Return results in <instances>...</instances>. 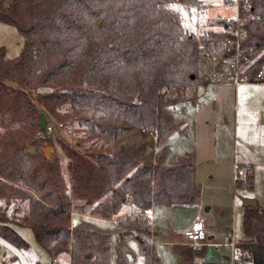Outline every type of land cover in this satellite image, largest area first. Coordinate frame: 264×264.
Here are the masks:
<instances>
[{
	"label": "trees",
	"instance_id": "16d2710c",
	"mask_svg": "<svg viewBox=\"0 0 264 264\" xmlns=\"http://www.w3.org/2000/svg\"><path fill=\"white\" fill-rule=\"evenodd\" d=\"M176 1L200 6L198 0L0 1V21L23 37L16 57L0 46V200L21 210L12 217L0 211L1 237L26 247L10 226L25 225L53 258L65 253L69 264H110V236L118 231L116 261L133 264L127 239L134 231L144 264H161L147 211L153 202L196 200L191 156L171 152L165 141L187 126L173 106L195 104L205 81L198 70L203 49L183 29ZM248 2L253 18L243 25L241 46L254 48L247 68L254 74L264 67V0ZM224 38L210 32L203 48L213 42L226 59ZM40 112L62 127L82 128L76 145H63L66 178L59 157L50 161L38 148L49 139ZM135 129L154 135L155 144L142 136L116 145ZM127 195L139 212L135 222L99 225L114 219ZM74 213L86 218L73 223ZM243 233L237 248L250 264H264V207L244 208Z\"/></svg>",
	"mask_w": 264,
	"mask_h": 264
},
{
	"label": "crops",
	"instance_id": "0c3cea01",
	"mask_svg": "<svg viewBox=\"0 0 264 264\" xmlns=\"http://www.w3.org/2000/svg\"><path fill=\"white\" fill-rule=\"evenodd\" d=\"M220 28L217 32H221L223 26ZM211 58L215 59L214 74H203L205 81L198 88L196 103H185L177 111L186 118V129L174 131L166 139L171 152L188 154L193 160L196 200L191 205L153 202L147 211L150 218L149 241L155 246L154 239L160 234L153 226L156 224L154 209L158 208V211L170 214L167 227L170 240L165 242L171 244L185 260L181 264L203 262L202 258L212 246L231 247L232 256H224L230 264H250L246 250L236 246L244 238V208L250 207L243 206L240 197L254 198V206L264 207V103L261 91L252 92L246 86L264 83L235 84L234 76L226 77L219 72L227 60ZM174 134L179 137L177 144L169 139ZM153 157L152 154V160ZM243 163L251 164V184L245 192H241L234 181L236 166ZM131 214H135L136 219L139 212L127 195L116 216L123 218ZM118 217L114 216L111 222L121 220ZM100 221L107 220H98L97 223ZM195 221L204 223L206 240L197 251L184 254L175 246L184 248L182 231ZM239 222L243 237L235 242L233 230Z\"/></svg>",
	"mask_w": 264,
	"mask_h": 264
},
{
	"label": "rangeland",
	"instance_id": "374dc122",
	"mask_svg": "<svg viewBox=\"0 0 264 264\" xmlns=\"http://www.w3.org/2000/svg\"><path fill=\"white\" fill-rule=\"evenodd\" d=\"M5 1V0H0ZM200 2L199 8L197 6H185L180 2L176 1L172 4L174 8L179 11V21L185 30L186 33L193 35L198 43L199 47L203 50L199 59V72L203 75L206 74L211 75L214 74L213 71V63L215 59L211 57H219L218 51L216 48H213V42L210 48L207 50L204 47V43L202 42V37L208 38L210 37V32H217L220 27L224 25L225 19L235 18L238 14V7L235 3L236 0H198ZM231 2V3H227ZM101 23V22H99ZM219 23L221 25H219ZM221 29V28H220ZM220 44V43H219ZM23 45V37L18 32V30L11 24L0 21V46H2L5 50V56L8 58H13L19 55L21 52ZM224 50V47L220 48ZM228 62V61H227ZM223 62L222 67L220 68V73L222 72L224 76H234L235 70L234 67L228 62ZM248 90L252 92L261 91L263 93V103H264V85L259 84H251L247 85ZM182 104H176L173 106L174 111L180 109ZM48 123L53 126V131L51 133H46V137H48V141H45L38 148L43 151L47 148H51V154L54 157H59L60 170L64 177L66 178V149L63 145H76L81 138H83V132L81 131V127H79L76 122H70L67 127L59 126L60 120L56 116L47 117ZM146 137L149 139L152 145H154V135L151 133H147L144 129H135L130 134L126 135L122 140L116 142V145L120 143H124L127 141L134 142L141 137ZM170 139L171 143L177 144L179 137L176 134L172 135ZM167 143V140L165 141ZM32 147V146H28ZM33 148V147H32ZM34 149V148H33ZM35 150V149H34ZM152 155V154H151ZM151 155L149 158H151ZM45 156V153H44ZM46 157V156H45ZM47 158V157H46ZM239 189L241 192H245L247 188ZM132 201V197H131ZM90 202V201H88ZM17 203H10L8 206L0 200V211L4 212L7 217H12V215L19 216L21 210L14 211L13 208ZM133 204V202H132ZM134 209H136L133 204ZM128 209H131L128 207ZM155 208L156 211V224L152 225L155 227L160 234L155 237V249L159 256L161 264H181L185 260L181 258L174 247L171 244L166 243V240H170L169 232L167 230L168 222L170 220V214L166 212H160ZM119 215V214H118ZM118 215L115 217H118ZM135 215V214H133ZM132 214L128 216H124L123 218H119L124 223H134L135 218ZM138 217V216H137ZM18 218V217H17ZM86 217L80 214H72L71 221L73 223H77L80 220ZM117 219V218H116ZM114 223L111 221L98 223L101 226H109L110 228L114 227ZM12 230L18 234L22 240L25 241L26 247L15 245L8 239H5L0 236V264H53L52 259L48 252L43 248L35 239L34 234L30 227L25 225L12 224L10 225ZM118 231H112L110 236V264H118L115 258V242L118 238ZM242 227L237 224L233 230V240L239 241L242 238ZM127 244L130 246L132 255L130 256L133 259V264H144L143 256L140 254L138 250L137 240L135 238V232L133 231V235L127 239ZM184 247L188 248V251L195 252L200 246L197 245H189L185 244ZM224 256H232V250L229 246H221L218 248L216 246H212L208 249L207 254L202 258L203 262L198 264H230V260H225ZM57 264H69L68 255L65 253L59 254L56 257Z\"/></svg>",
	"mask_w": 264,
	"mask_h": 264
},
{
	"label": "built area",
	"instance_id": "2783aa9c",
	"mask_svg": "<svg viewBox=\"0 0 264 264\" xmlns=\"http://www.w3.org/2000/svg\"><path fill=\"white\" fill-rule=\"evenodd\" d=\"M238 7V14L235 18L226 19L222 28L225 33V38L222 41L224 45V51H228L229 54L225 60H227L235 70L234 83H264V67L259 68L254 74L250 73L247 68L252 58L256 57V53L252 46L242 47L241 41L245 36L243 25L249 22L252 18V12L250 11V4L248 0H236ZM59 126H62L59 123ZM46 133L53 131V126L47 122L45 127ZM250 171L251 164L243 163L236 166L234 181L239 187L247 188L250 186ZM131 197V195H128ZM147 215V220H149ZM182 238L185 244L197 245L205 243L206 240V228L202 221H195L189 227L182 231ZM53 264H57L56 258L52 259Z\"/></svg>",
	"mask_w": 264,
	"mask_h": 264
},
{
	"label": "water",
	"instance_id": "95a60500",
	"mask_svg": "<svg viewBox=\"0 0 264 264\" xmlns=\"http://www.w3.org/2000/svg\"><path fill=\"white\" fill-rule=\"evenodd\" d=\"M99 25H101V23H99ZM46 124H47L46 115L44 112H40L39 113V127L42 131L45 130ZM27 151L31 153L35 152V150L32 147H28ZM44 153H45V156L51 161L52 160L51 148L47 147L44 150ZM240 199L242 201L243 206H254L256 204L254 198L241 196Z\"/></svg>",
	"mask_w": 264,
	"mask_h": 264
}]
</instances>
